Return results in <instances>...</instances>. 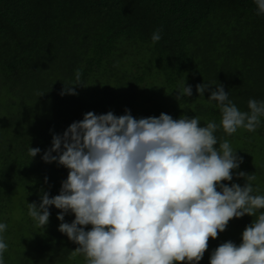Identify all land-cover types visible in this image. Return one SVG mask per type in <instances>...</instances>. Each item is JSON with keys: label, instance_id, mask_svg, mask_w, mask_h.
<instances>
[{"label": "trees", "instance_id": "16d2710c", "mask_svg": "<svg viewBox=\"0 0 264 264\" xmlns=\"http://www.w3.org/2000/svg\"><path fill=\"white\" fill-rule=\"evenodd\" d=\"M254 0H0V235L17 264H84L69 259L77 245L58 230L60 211L50 206L48 225L37 228L28 203L42 192L59 194L68 169L42 159L53 134H62L86 112L136 117L167 113L197 116L218 125L221 113L200 83L222 84L229 99L247 112L249 99L264 101V14ZM161 30V39L151 36ZM80 79L77 81V72ZM192 96L177 91L184 82ZM77 95H61L64 84ZM44 93L40 97L38 94ZM255 132L243 128L227 139L242 163L233 172L254 173L264 195V116ZM41 152L34 158L29 147ZM218 147V144L216 145ZM56 153H53L55 155ZM47 178V180L45 179ZM241 186L244 178L233 176ZM260 211H264L261 209ZM255 217L229 221L199 264L231 240L237 245ZM74 214H66L71 223ZM89 228L91 226H88Z\"/></svg>", "mask_w": 264, "mask_h": 264}, {"label": "clouds", "instance_id": "9594fccd", "mask_svg": "<svg viewBox=\"0 0 264 264\" xmlns=\"http://www.w3.org/2000/svg\"><path fill=\"white\" fill-rule=\"evenodd\" d=\"M254 3L257 15L264 14V0ZM160 39L156 29L151 40ZM74 85L81 84H64L60 94L77 95ZM210 86L197 84L196 91H210L208 100L216 101L221 113L219 125L208 121L201 126L197 116L174 119L163 112L136 118L125 109L122 115L86 112L62 134L54 133L42 159L62 165L68 175L59 194L45 191L39 204L28 203L34 225L44 229L49 207L59 209L58 230L77 245L68 258L83 256L84 264H199L209 238L216 239L231 219L247 214L255 218L245 226L241 242L219 244L210 264H264V195L254 194L259 192L254 173L233 172L243 158L215 135L220 127L229 136L240 128L255 132L264 101L249 99V111H240L222 84L214 90ZM177 93V100L191 97L192 86L184 80ZM40 152L28 149L31 158ZM234 175L244 178L243 186L225 183ZM69 213L74 214L71 223L65 222ZM6 229L0 223V233ZM7 248L0 235V264Z\"/></svg>", "mask_w": 264, "mask_h": 264}, {"label": "rangeland", "instance_id": "374dc122", "mask_svg": "<svg viewBox=\"0 0 264 264\" xmlns=\"http://www.w3.org/2000/svg\"><path fill=\"white\" fill-rule=\"evenodd\" d=\"M4 264H17V261L12 252L8 256V258L5 260Z\"/></svg>", "mask_w": 264, "mask_h": 264}]
</instances>
